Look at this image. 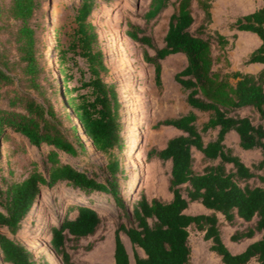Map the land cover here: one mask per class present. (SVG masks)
<instances>
[{
    "label": "trees",
    "instance_id": "1",
    "mask_svg": "<svg viewBox=\"0 0 264 264\" xmlns=\"http://www.w3.org/2000/svg\"><path fill=\"white\" fill-rule=\"evenodd\" d=\"M40 3L41 0L9 2V13L17 21L14 40L21 70L26 76L25 86L41 95L42 101L24 89L12 87L7 106H0V138L6 130H12L34 145L50 146V164L46 173L33 170L20 180L5 179L6 186L0 197V264H48L47 260L35 259L32 250L12 237L19 231L21 220L33 210L42 186L54 187L65 182L88 192L98 188L112 193L119 207L124 205L115 180L119 170L116 156L107 162L111 177L106 180H99L92 172L59 159L58 150L75 154L76 148L64 135L44 95L42 67L36 54L44 25ZM169 3L170 0H149L141 14L143 24L128 20L125 33L146 45L143 56L154 67L158 84L161 83V60L173 53L185 56V65L174 78L185 93L189 109L157 121V124L177 128L179 133L167 138L162 148H152L147 153L148 157L170 160L171 198H147L142 192L132 203L131 209L125 212L127 224H120L115 231L114 264H131L121 230L143 251L142 254L134 251V264H190L192 226L210 241L209 248L224 264H246L251 260L264 264V67L255 72L227 68L230 59L226 45L236 32L229 36L210 27L211 0H177L168 16L162 44H157L147 28ZM94 4L95 0H80L74 7L75 25L68 34V44L57 43V59L63 73V88L65 80L71 77L67 76L66 68L70 67L67 60L74 64L76 56L85 59L89 76L72 89L89 87V96L86 92L77 94L69 103L95 148L109 154L122 143L119 101L115 84L106 82L102 75L107 67L98 46V32L89 20ZM230 27L255 32L261 39L243 63H264V4L237 16ZM13 81L8 60L0 48V82ZM198 112L206 113L201 123ZM208 130H216V133L204 140ZM230 130L238 134L241 147L258 148L262 158L252 165L244 163L225 143ZM194 150L201 152L205 160L200 169L194 166ZM194 201L208 211L187 212ZM73 209L76 213L71 216ZM57 211V224L49 228V243L63 264H101L74 260L69 251L80 238L94 234L99 227L101 212L96 202L89 199L65 206L57 204ZM218 214L233 228L229 235L231 241L239 243L250 239L242 250L232 252L228 248ZM91 247L92 243L86 245L87 249Z\"/></svg>",
    "mask_w": 264,
    "mask_h": 264
},
{
    "label": "rangeland",
    "instance_id": "2",
    "mask_svg": "<svg viewBox=\"0 0 264 264\" xmlns=\"http://www.w3.org/2000/svg\"><path fill=\"white\" fill-rule=\"evenodd\" d=\"M80 0H41L40 12L44 14V25L41 28L42 40L38 42L36 54L42 67L41 78L45 84L44 95L48 97L53 107L58 123L64 135L72 141L76 153L58 150L59 159L72 165L88 170L99 180L111 177L107 170V162L116 156L119 160V170L115 175L124 205L119 207L112 193L98 188L86 191L83 188L61 182L54 187H41V194L37 197L35 206L30 213L21 220V227L14 235L16 240L32 250L35 259L47 260L48 264H63L60 257L52 249L49 240L51 225L57 224V204L79 202L93 199L96 208L101 212V222L94 234L80 238L74 248H69L74 260H84L89 263L114 264V236L116 228L126 225L128 218L125 214L131 209L132 203L142 192L147 198L157 197L161 200L171 198L168 189L170 174V160L162 161L156 157H148L152 148H162L167 138L179 133L170 125L157 124L158 120L179 115L189 109L185 101V93L174 78V74L185 65V56L173 53L161 60V83L154 77V67L144 59L146 45L131 39L126 33L127 21L143 24L141 14L149 0H95L89 20L98 32V46L101 48L107 70L102 74L106 82L114 83L118 92L119 117L121 123V145L115 146L110 153L100 152L85 135L84 129L75 115L69 100L80 93H87L89 87H79L82 80L87 79L84 58L76 56V63L67 60V76L63 88V73L57 59L59 47L57 43L66 46L69 32L75 25L74 7ZM10 0H0V48L4 58L8 60L14 81L9 84L0 82V106H7V96L12 87L30 92L39 101L41 95L27 87L26 76L21 70L19 52L16 49L15 26L16 20L10 15L8 6ZM177 0H170L169 5L160 13L159 17L148 25L147 30L152 34L157 44H162L163 35L167 28L169 14L173 11ZM212 22L210 27L235 37L230 38L226 45V52L230 59V68L243 66L246 55L239 48V38L251 42L254 35L251 31L235 30L230 27L235 18L250 12L264 4V0H211ZM54 6V7H53ZM241 42L240 46H243ZM150 52L152 49L148 48ZM229 68V65L227 66ZM65 89V91H63ZM78 100V98L76 99ZM198 122L206 119V113L198 112ZM216 130H208L204 140L213 137ZM225 143L231 146L242 161L247 165L262 158L258 148H243L239 144L238 135L229 131ZM50 146L32 144L17 132L6 130L0 138V197L5 189V179L20 180L33 170L46 173L48 152ZM194 166L200 169L205 160L201 152L194 150ZM1 210V207H0ZM190 213L207 212L199 202H191L186 209ZM76 209L71 211V216ZM221 220L223 240L231 251H238L244 247L247 240L234 243L229 240L232 227ZM3 232V229H1ZM7 233V232H6ZM120 236L129 252L130 263L134 264V251L143 253L135 247L121 230ZM92 243L90 249L86 248ZM189 244L191 247L190 264H224L220 256L209 248L210 241L203 238L201 231L190 227ZM1 252V251H0ZM246 264H256L251 260Z\"/></svg>",
    "mask_w": 264,
    "mask_h": 264
},
{
    "label": "crops",
    "instance_id": "3",
    "mask_svg": "<svg viewBox=\"0 0 264 264\" xmlns=\"http://www.w3.org/2000/svg\"><path fill=\"white\" fill-rule=\"evenodd\" d=\"M242 31H249V30H242ZM251 33H253V35H254V38H253V40H251V42H249V41H247V40H242V38H239V48H240V50L241 51H243L244 52V54L247 56L248 55V53L251 51V50H253L254 48H256L259 44H260V42H261V39L259 38V36L255 33V32H252L251 31ZM241 42H243L244 44H243V46L241 47L240 46V44H241ZM264 67V63L263 62H250V63H247V64H243V66H240V67H237V68H230V66H229V68L228 69H240V70H243V71H251V72H255V71H257V70H259L260 68H263ZM230 131H233V130H230ZM229 132V131H228ZM227 132V133H228ZM235 132V131H234ZM226 133V134H227ZM236 133V132H235ZM237 134V133H236ZM238 135V134H237ZM226 137V136H225ZM239 138V137H238ZM188 208V207H187ZM207 209V208H206ZM230 240V239H229ZM231 241V240H230ZM247 241L249 242L250 241V239H247ZM231 242H233V241H231ZM247 242V243H248ZM234 243H238V242H234ZM246 243V244H247ZM245 244V245H246ZM227 245V244H226ZM244 245V246H245ZM244 248V247H243ZM242 248V249H243ZM242 249H240V250H242ZM240 250H238V251H240ZM238 251H232V252H238Z\"/></svg>",
    "mask_w": 264,
    "mask_h": 264
},
{
    "label": "bare ground",
    "instance_id": "4",
    "mask_svg": "<svg viewBox=\"0 0 264 264\" xmlns=\"http://www.w3.org/2000/svg\"><path fill=\"white\" fill-rule=\"evenodd\" d=\"M54 7V6H53Z\"/></svg>",
    "mask_w": 264,
    "mask_h": 264
}]
</instances>
